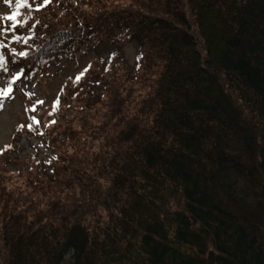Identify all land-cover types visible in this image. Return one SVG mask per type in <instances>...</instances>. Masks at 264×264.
Instances as JSON below:
<instances>
[{
    "label": "trees",
    "instance_id": "obj_1",
    "mask_svg": "<svg viewBox=\"0 0 264 264\" xmlns=\"http://www.w3.org/2000/svg\"><path fill=\"white\" fill-rule=\"evenodd\" d=\"M7 24L9 68L111 51L30 114L44 161L1 152L0 264H264V0H50Z\"/></svg>",
    "mask_w": 264,
    "mask_h": 264
},
{
    "label": "rangeland",
    "instance_id": "obj_2",
    "mask_svg": "<svg viewBox=\"0 0 264 264\" xmlns=\"http://www.w3.org/2000/svg\"><path fill=\"white\" fill-rule=\"evenodd\" d=\"M10 11L11 8L5 5L4 0H0V40L7 41L11 38V34L6 33L4 27L8 23V20L4 19V17ZM21 31L17 29V33ZM110 51L111 47L108 44H103V46L87 54L78 51L74 52L71 55L73 60H64L58 57L49 59L32 57L25 62L12 63L15 58L10 59L11 70L18 71L20 67L25 68L23 85H16L13 98L5 102L0 110V154L2 151L15 149L13 152L9 151L8 158H6L10 171L15 168V159H19V163H23L31 157H37L38 160L44 161L48 154L45 151V140L34 137L25 130L28 126L30 114L34 113L31 109L37 107L36 116L39 115L40 118L46 117L49 110H51L53 102L63 88H65L67 93L63 96L67 98L68 94L74 91L71 85L73 76L90 64L92 65L95 59L100 57L107 58ZM123 55L130 67L134 66L137 55L136 46L132 44L126 45L123 49ZM6 79V75L0 71V87L6 85ZM29 96H31V99H29ZM40 100L44 101L43 105L37 103ZM64 111L61 113L62 126L58 127L61 131H63V121H66L63 117ZM67 261H69V258L66 257L65 262Z\"/></svg>",
    "mask_w": 264,
    "mask_h": 264
},
{
    "label": "snow or ice",
    "instance_id": "obj_3",
    "mask_svg": "<svg viewBox=\"0 0 264 264\" xmlns=\"http://www.w3.org/2000/svg\"><path fill=\"white\" fill-rule=\"evenodd\" d=\"M4 3L9 8H13V0H4ZM49 3H50V0H43V5L38 4L33 9L32 4L29 3V0H15V7L13 9L12 14L4 17V19L11 21L13 29L15 30V28L17 27V18L20 16V12L22 9H29V10H34V11L38 12V11H40L42 6H47ZM28 24H29V22L25 21V26H27ZM21 39H23V43L25 45H27L29 42V39H31V37L21 38L20 36H15L13 43L20 42ZM8 47H9V45L7 43L0 41V49H7ZM11 55L13 57H18V58H22L24 60H27L29 58L30 53L28 51L17 52L15 50H12ZM16 62L17 61H12V63H16ZM0 71H2L5 74H7L11 71V76L7 80L6 85L4 87H0V104H3L5 101L13 98V92L16 90L17 84H20L21 86L23 85V78L25 77V68L20 67L18 71L11 70L9 68V60L6 59V53L0 52ZM81 75H78L75 78L77 82L80 81ZM29 99H31V96H29ZM37 103L39 105H43L44 101L40 100ZM58 103H59L58 100L55 101L53 103V107H56L58 105ZM31 111H33L35 113L37 111V108L33 107L31 109ZM49 115H51V113H49ZM32 122L37 125V128L40 127V121L35 116H33ZM52 123H55V121H52ZM28 127H29V130H31V125H29ZM40 134L43 135V133H40Z\"/></svg>",
    "mask_w": 264,
    "mask_h": 264
}]
</instances>
